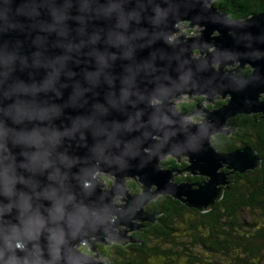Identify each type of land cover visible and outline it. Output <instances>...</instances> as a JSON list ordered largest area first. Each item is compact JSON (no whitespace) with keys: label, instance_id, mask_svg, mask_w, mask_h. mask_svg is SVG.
I'll use <instances>...</instances> for the list:
<instances>
[{"label":"water","instance_id":"1","mask_svg":"<svg viewBox=\"0 0 264 264\" xmlns=\"http://www.w3.org/2000/svg\"><path fill=\"white\" fill-rule=\"evenodd\" d=\"M211 1L0 0V264H105L77 246L135 242L160 196L208 212L225 170L261 166L212 138L264 117V9L234 20ZM181 23L200 30L173 37ZM182 96L227 101L184 112ZM184 172L202 180L176 182Z\"/></svg>","mask_w":264,"mask_h":264},{"label":"trees","instance_id":"2","mask_svg":"<svg viewBox=\"0 0 264 264\" xmlns=\"http://www.w3.org/2000/svg\"><path fill=\"white\" fill-rule=\"evenodd\" d=\"M212 5L229 18L241 20L261 12L264 0H215ZM194 107L182 103L178 109L190 112ZM256 119L252 115L231 118L228 123L234 131L228 136L216 135L212 142L220 153L250 147L261 160L259 168L243 174L225 170L228 184L223 197L205 213L171 197H158L146 207L159 215L156 222L141 223V228L131 233L135 242L126 248L103 246L114 256L103 252L101 257L109 264H264V118ZM163 165L173 170L186 166L172 157ZM174 180L200 182L202 178L182 175ZM127 187L140 192L131 182ZM186 214L191 218L185 219ZM179 223L186 226V233L178 229Z\"/></svg>","mask_w":264,"mask_h":264},{"label":"rangeland","instance_id":"3","mask_svg":"<svg viewBox=\"0 0 264 264\" xmlns=\"http://www.w3.org/2000/svg\"><path fill=\"white\" fill-rule=\"evenodd\" d=\"M188 25H189V24H186V23H181V24H179V25H178V32H176V33L173 35V37H178V36H181V35H185L186 37L195 36V35L198 33V31L200 30V28H197V26H193V27L191 28V27H188ZM185 27H187V28H185ZM182 28H183V29H182ZM196 29H197V30H196ZM195 30H196V33H192V32H195ZM246 67H248V66H246ZM195 97H196V96H193V97H189V98H188V96H182V97H180V98L174 100L173 103H174L175 107H178V106H179L180 104H182V103H186V104H187L188 102H190V101H191L193 98H195ZM196 98H197V97H196ZM198 98H199V97H198ZM218 98H219V97H218ZM219 99H221V97H220ZM216 100H218V99H215L214 102H216ZM221 100H222V99H221ZM205 105H206V103H203V104H202V106H204V107H205ZM193 116H195V115H193ZM193 116L189 117L188 120L191 121V122H193V123H198V122H196V120L193 118ZM230 134H231V133H230ZM230 134H229V135H230ZM168 157H170V156H166V157H164V158L162 159V163H163V161H165ZM184 160H185V162H186L185 164H187V159H186L185 157L180 158L179 161L182 163V162H184ZM181 163H178V164H181ZM183 175L188 176L187 173H185V172H184ZM179 176H182V175H179ZM98 177H99V179H100L101 184L104 185V189H105V188L107 189V188H109V187L111 186V184H112V182H113V178H112V177H110V176L107 175V174H102V175H99ZM130 182H131L132 184H134V187L137 188V189H139V191H140V182H135L133 179L128 178V179L125 180V184H126V186H127V184L130 183ZM117 200H118V199H117ZM117 203H118V204H122V202H120V201H118ZM190 218H191V215L186 214L185 219L188 220V219H190ZM118 229H119L120 231H122V229H124V227L121 226V227H119V228H117V229H114V230L118 233ZM178 229L181 230V231H184L183 233H186V232H185L186 226L183 225V223H179V224H178ZM182 240H183V237H182ZM123 241L127 242V240H125V239H122V241H118V242L123 243ZM106 243H109L110 246H112V245H114V244H118V245H120L119 243L113 242L112 240H111V241H107ZM128 244H129V243L125 244L123 247L126 248V246H128ZM95 246H97L96 250H95V251H90V250H89V246H87V245H81V244H80V245L77 246V250H79L80 252H82V253H84V254H88V255H91V256H95L97 253H99V255H98L97 258H96V261L101 263V262H104L102 259H105V260H106V263H105V264H109V262L107 261L106 258H102V257H101L100 253L105 252L107 256L113 257V256H114V253H112V250L103 248V246H104V243H103V242H97V243L95 244ZM105 246H109V245H105ZM165 248H166V247H165ZM166 249H167V248H166ZM95 252H96V253H95ZM124 252H125L126 255H128V253H129V252L127 251V249H125Z\"/></svg>","mask_w":264,"mask_h":264},{"label":"flooded vegetation","instance_id":"4","mask_svg":"<svg viewBox=\"0 0 264 264\" xmlns=\"http://www.w3.org/2000/svg\"><path fill=\"white\" fill-rule=\"evenodd\" d=\"M250 72V69H249V67H245V69L242 71V73L243 74H248ZM200 99H201V97H199ZM199 98H193L190 102H188L187 103V107H193L194 105L196 106V105H198V112H200L201 110H202V107H200L199 105H202L203 103H206V105H205V108H209V109H212L213 107H215V106H219V105H223L226 101H227V99L225 98V99H219V98H217L218 100H216V102H214V105H211V104H209V103H207L206 101H205V98L201 101ZM203 98V97H202ZM260 99L262 100V101H264V96H261L260 97ZM193 110H195V107L193 108ZM192 110V111H193ZM192 111H190V112H192ZM248 116H251V115H248ZM252 116H254L255 118H257L256 120H258V118L259 119H262V118H264V117H261L262 115L261 114H252ZM193 118L196 120V121H200V118L199 117H197V116H193ZM183 163H186L185 161L183 162Z\"/></svg>","mask_w":264,"mask_h":264},{"label":"bare ground","instance_id":"5","mask_svg":"<svg viewBox=\"0 0 264 264\" xmlns=\"http://www.w3.org/2000/svg\"><path fill=\"white\" fill-rule=\"evenodd\" d=\"M214 1H215V0H212V1L208 4V6H209V7H215V6L212 5V3H213ZM224 14H225V13H224ZM186 24H189V23H186ZM262 96H263V95H262ZM173 105H174V103H173ZM174 106H175V105H174ZM177 108H178V107H177Z\"/></svg>","mask_w":264,"mask_h":264},{"label":"clouds","instance_id":"6","mask_svg":"<svg viewBox=\"0 0 264 264\" xmlns=\"http://www.w3.org/2000/svg\"><path fill=\"white\" fill-rule=\"evenodd\" d=\"M18 247H23V245H17Z\"/></svg>","mask_w":264,"mask_h":264}]
</instances>
